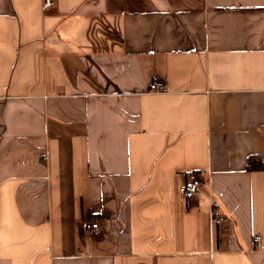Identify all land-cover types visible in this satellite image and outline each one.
<instances>
[{
  "label": "crops",
  "instance_id": "0c3cea01",
  "mask_svg": "<svg viewBox=\"0 0 264 264\" xmlns=\"http://www.w3.org/2000/svg\"><path fill=\"white\" fill-rule=\"evenodd\" d=\"M54 1L0 0V264H264V0Z\"/></svg>",
  "mask_w": 264,
  "mask_h": 264
},
{
  "label": "built area",
  "instance_id": "2783aa9c",
  "mask_svg": "<svg viewBox=\"0 0 264 264\" xmlns=\"http://www.w3.org/2000/svg\"><path fill=\"white\" fill-rule=\"evenodd\" d=\"M43 2V7L48 8L51 5L55 3L54 0H42ZM149 90L151 92L156 91V92H167L168 87L167 84H165L164 81L159 80V79H154L150 83V88ZM205 179L203 178L201 172H189L187 175V178L185 179L184 182V190H183V197L184 199H187L189 201H192L195 199V197L201 193L203 185H204ZM211 216H212V222L218 226L224 224L227 221L226 215L221 212L220 208L218 207L217 204L212 205L211 209ZM89 229L93 232V234H99L100 233V224L98 221H93L90 222L88 225ZM253 240L255 241V244L257 248L263 249L264 248V241L261 237V235L255 234L253 237Z\"/></svg>",
  "mask_w": 264,
  "mask_h": 264
},
{
  "label": "trees",
  "instance_id": "16d2710c",
  "mask_svg": "<svg viewBox=\"0 0 264 264\" xmlns=\"http://www.w3.org/2000/svg\"><path fill=\"white\" fill-rule=\"evenodd\" d=\"M247 168L249 170L264 169L262 159L259 156H250L247 161Z\"/></svg>",
  "mask_w": 264,
  "mask_h": 264
}]
</instances>
